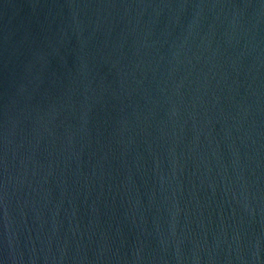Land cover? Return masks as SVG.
<instances>
[{
    "label": "water",
    "instance_id": "obj_1",
    "mask_svg": "<svg viewBox=\"0 0 264 264\" xmlns=\"http://www.w3.org/2000/svg\"><path fill=\"white\" fill-rule=\"evenodd\" d=\"M0 264H264V0H0Z\"/></svg>",
    "mask_w": 264,
    "mask_h": 264
}]
</instances>
